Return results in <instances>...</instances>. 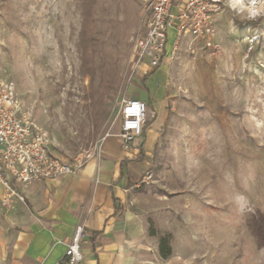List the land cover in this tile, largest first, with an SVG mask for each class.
Returning <instances> with one entry per match:
<instances>
[{
    "label": "rangeland",
    "instance_id": "rangeland-1",
    "mask_svg": "<svg viewBox=\"0 0 264 264\" xmlns=\"http://www.w3.org/2000/svg\"><path fill=\"white\" fill-rule=\"evenodd\" d=\"M144 20L138 0H0V75L53 156L75 165L97 156L117 136L120 98L149 92L133 57ZM148 77L127 206L152 253L164 239L165 259L179 264H264V15L223 9L209 46L174 37ZM0 185V264H16L24 201L14 182L5 201Z\"/></svg>",
    "mask_w": 264,
    "mask_h": 264
},
{
    "label": "crops",
    "instance_id": "crops-1",
    "mask_svg": "<svg viewBox=\"0 0 264 264\" xmlns=\"http://www.w3.org/2000/svg\"><path fill=\"white\" fill-rule=\"evenodd\" d=\"M174 36V29L171 35L168 32V44ZM148 78L144 82L149 92L139 89L132 96L147 103L154 89L152 84L150 87L147 84ZM143 135L128 150L122 148L118 136L108 138L97 156H92L71 174L29 184L11 181L17 185L24 201L23 205L17 203L24 215L21 229L25 230L15 243L16 264H54L62 257L79 224L86 233L79 264H148L153 261L152 255L158 254L151 251L147 228L127 206L131 168L143 160L140 148ZM158 257L160 261L155 263L179 264Z\"/></svg>",
    "mask_w": 264,
    "mask_h": 264
},
{
    "label": "built area",
    "instance_id": "built-area-1",
    "mask_svg": "<svg viewBox=\"0 0 264 264\" xmlns=\"http://www.w3.org/2000/svg\"><path fill=\"white\" fill-rule=\"evenodd\" d=\"M138 2L145 13V20L134 42L133 57L134 67L143 76L161 65L168 47L170 29H174V37L189 36L209 46L216 29L217 15L223 9L230 8L228 0ZM244 3L247 4L248 0H244ZM147 108L145 100L129 96L120 98L117 136L123 149H130L142 137ZM49 144L48 132L37 126L25 111L14 82L0 75V184L7 187L5 201L14 192L11 181L29 184L56 179L75 172L80 166L53 156ZM85 235L83 225H77L62 257L54 264H79L83 258L81 244Z\"/></svg>",
    "mask_w": 264,
    "mask_h": 264
},
{
    "label": "clouds",
    "instance_id": "clouds-1",
    "mask_svg": "<svg viewBox=\"0 0 264 264\" xmlns=\"http://www.w3.org/2000/svg\"><path fill=\"white\" fill-rule=\"evenodd\" d=\"M228 6L237 10L238 13L246 14L250 20L264 15V0H248L247 4L244 3V0H228ZM236 203L238 211L243 212L246 207L244 197H236Z\"/></svg>",
    "mask_w": 264,
    "mask_h": 264
},
{
    "label": "trees",
    "instance_id": "trees-1",
    "mask_svg": "<svg viewBox=\"0 0 264 264\" xmlns=\"http://www.w3.org/2000/svg\"><path fill=\"white\" fill-rule=\"evenodd\" d=\"M148 75H144V77L142 78L143 81L146 80V78L149 76ZM159 254L162 258H167L170 254H171V249L166 245L165 240L161 239L159 242Z\"/></svg>",
    "mask_w": 264,
    "mask_h": 264
}]
</instances>
